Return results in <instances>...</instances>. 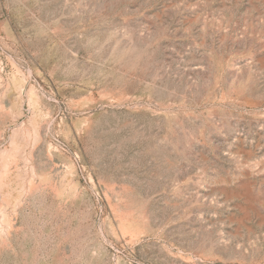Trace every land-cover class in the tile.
Returning <instances> with one entry per match:
<instances>
[{"label": "rangeland", "instance_id": "obj_1", "mask_svg": "<svg viewBox=\"0 0 264 264\" xmlns=\"http://www.w3.org/2000/svg\"><path fill=\"white\" fill-rule=\"evenodd\" d=\"M0 264H264V0H0Z\"/></svg>", "mask_w": 264, "mask_h": 264}]
</instances>
